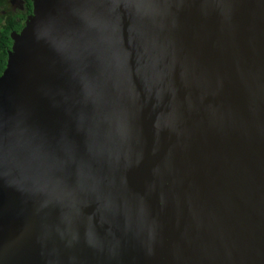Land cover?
<instances>
[{
  "label": "water",
  "instance_id": "95a60500",
  "mask_svg": "<svg viewBox=\"0 0 264 264\" xmlns=\"http://www.w3.org/2000/svg\"><path fill=\"white\" fill-rule=\"evenodd\" d=\"M31 1L0 264H264V0Z\"/></svg>",
  "mask_w": 264,
  "mask_h": 264
},
{
  "label": "flooded vegetation",
  "instance_id": "af4514ba",
  "mask_svg": "<svg viewBox=\"0 0 264 264\" xmlns=\"http://www.w3.org/2000/svg\"><path fill=\"white\" fill-rule=\"evenodd\" d=\"M32 12L31 0H0V47L9 42V46L3 50L4 66L0 69V76L6 67L13 36L20 34Z\"/></svg>",
  "mask_w": 264,
  "mask_h": 264
},
{
  "label": "trees",
  "instance_id": "16d2710c",
  "mask_svg": "<svg viewBox=\"0 0 264 264\" xmlns=\"http://www.w3.org/2000/svg\"><path fill=\"white\" fill-rule=\"evenodd\" d=\"M2 44V43H1ZM9 46V42L7 45H3L0 47V69L3 68L4 66V62H3V50L5 49V47Z\"/></svg>",
  "mask_w": 264,
  "mask_h": 264
}]
</instances>
